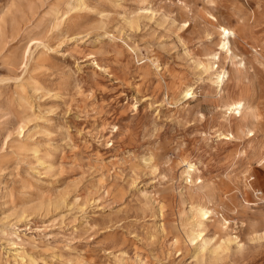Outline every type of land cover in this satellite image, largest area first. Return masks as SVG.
Listing matches in <instances>:
<instances>
[{
	"label": "rangeland",
	"instance_id": "rangeland-1",
	"mask_svg": "<svg viewBox=\"0 0 264 264\" xmlns=\"http://www.w3.org/2000/svg\"><path fill=\"white\" fill-rule=\"evenodd\" d=\"M0 264H264V0H0Z\"/></svg>",
	"mask_w": 264,
	"mask_h": 264
},
{
	"label": "bare ground",
	"instance_id": "bare-ground-1",
	"mask_svg": "<svg viewBox=\"0 0 264 264\" xmlns=\"http://www.w3.org/2000/svg\"><path fill=\"white\" fill-rule=\"evenodd\" d=\"M77 3L81 4V1H77ZM215 26H216L217 32L219 34L218 48H217L218 50L217 51H211L208 54H206L208 62H203L202 64H203L204 71H208L209 69L212 70V73H211L212 82L218 87L217 89H219L221 91V87L224 84V80L227 79L229 71L222 68V67L219 68V65H216L215 68H213L209 61L214 60V62L215 61L219 62L221 53H223L225 55V57H229V58L231 56H234L235 58L237 57V55H235L233 53V51L231 49V43H230V36L231 35L235 36L236 32L232 28H229L223 24H220L219 22H216ZM178 94H179V100H182V99L185 101L188 100L194 94L193 85H189V84L183 85L180 88ZM223 99H224V101L222 103V106H220V107H222V108L224 107L225 110L228 111L229 113H233V114L235 113L239 116L241 115V113L245 107V102H243L241 100L227 99V97H223L222 100ZM246 132L249 135H253L252 129L248 128L246 130ZM217 136L219 139H230L233 137V133H231V132L227 133V134L219 133V134H217ZM184 164H185L184 166L186 168V170H185V174H186L185 181H188L191 183V182H194L195 180H199L198 177L196 179H194V176H193L195 171H198L195 164L190 162V161H184ZM198 182H201V180H199ZM196 211L198 212L200 219L195 221L193 228L189 231V234L186 233V237L188 238V240L190 242L196 241L195 243L196 244L198 243V246H196V248H197L196 253H198L199 251H203L206 248L205 244L202 243V240H203L202 234H203L204 222H205V220H207L210 217L211 209L205 204H198ZM236 239H237V236H233L228 241L229 242L233 241V242H235L237 247H240L241 244ZM17 250H19V249H17ZM15 257H21V252L17 251L15 254Z\"/></svg>",
	"mask_w": 264,
	"mask_h": 264
},
{
	"label": "built area",
	"instance_id": "built-area-1",
	"mask_svg": "<svg viewBox=\"0 0 264 264\" xmlns=\"http://www.w3.org/2000/svg\"><path fill=\"white\" fill-rule=\"evenodd\" d=\"M253 194L257 199H260V197L262 196V191L256 189L253 191Z\"/></svg>",
	"mask_w": 264,
	"mask_h": 264
}]
</instances>
